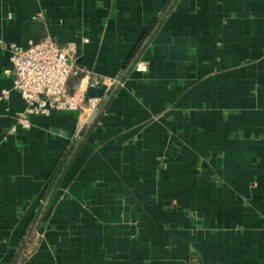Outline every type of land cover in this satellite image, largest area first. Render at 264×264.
<instances>
[{
	"label": "crops",
	"instance_id": "0c3cea01",
	"mask_svg": "<svg viewBox=\"0 0 264 264\" xmlns=\"http://www.w3.org/2000/svg\"><path fill=\"white\" fill-rule=\"evenodd\" d=\"M46 35L102 101L0 100V264H264V0H0V93Z\"/></svg>",
	"mask_w": 264,
	"mask_h": 264
},
{
	"label": "built area",
	"instance_id": "2783aa9c",
	"mask_svg": "<svg viewBox=\"0 0 264 264\" xmlns=\"http://www.w3.org/2000/svg\"><path fill=\"white\" fill-rule=\"evenodd\" d=\"M7 48L11 67L6 72L12 74V84L1 90L0 100L8 98L12 89L20 93L26 107L16 117L23 126L31 125L30 114H49L53 109L80 110L89 115L99 111L101 97H85L69 86L70 76L79 69L72 59V45L62 46L46 35L39 41L31 40L28 46L10 42ZM136 68L145 69L142 63Z\"/></svg>",
	"mask_w": 264,
	"mask_h": 264
},
{
	"label": "trees",
	"instance_id": "16d2710c",
	"mask_svg": "<svg viewBox=\"0 0 264 264\" xmlns=\"http://www.w3.org/2000/svg\"><path fill=\"white\" fill-rule=\"evenodd\" d=\"M64 164V161H62V163L60 164V167Z\"/></svg>",
	"mask_w": 264,
	"mask_h": 264
}]
</instances>
